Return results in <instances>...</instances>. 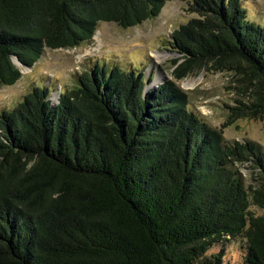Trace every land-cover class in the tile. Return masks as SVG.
I'll use <instances>...</instances> for the list:
<instances>
[{
    "label": "trees",
    "instance_id": "16d2710c",
    "mask_svg": "<svg viewBox=\"0 0 264 264\" xmlns=\"http://www.w3.org/2000/svg\"><path fill=\"white\" fill-rule=\"evenodd\" d=\"M173 1L202 19L172 35V81L146 92L144 73L93 64L56 106L38 86L0 112V264H213L207 253L233 239L243 264H264V153L227 144L178 84L235 72L252 101L233 120L264 111V26L242 0H0V88L22 78L16 61L32 68ZM247 164L248 187L235 168Z\"/></svg>",
    "mask_w": 264,
    "mask_h": 264
},
{
    "label": "rangeland",
    "instance_id": "374dc122",
    "mask_svg": "<svg viewBox=\"0 0 264 264\" xmlns=\"http://www.w3.org/2000/svg\"><path fill=\"white\" fill-rule=\"evenodd\" d=\"M242 7L250 21L264 26V0H242ZM194 18L202 19L200 13L190 12L188 4L168 2L158 17L134 28L101 23L89 43L74 49H46L31 69L19 65L22 78L14 86L0 88V112L12 111L38 86L51 90L50 102L56 106L55 94L75 87L77 77L93 64L107 63L125 71L134 69L136 74L144 73L147 80H152L148 82L146 92L165 81H172L173 61L181 57L170 48L172 35ZM178 84L189 96V109L209 126L221 130L227 144H256L264 153V111L233 120V108L239 107L237 102L252 101L247 81L235 72L204 69ZM235 168L246 187L252 184L254 171L250 165ZM251 210L263 213L259 208ZM212 255H217L219 262ZM245 255L246 248L241 239L219 243L207 253L213 264H243Z\"/></svg>",
    "mask_w": 264,
    "mask_h": 264
},
{
    "label": "bare ground",
    "instance_id": "6f19581e",
    "mask_svg": "<svg viewBox=\"0 0 264 264\" xmlns=\"http://www.w3.org/2000/svg\"><path fill=\"white\" fill-rule=\"evenodd\" d=\"M58 98H59V93L55 94L54 101H58Z\"/></svg>",
    "mask_w": 264,
    "mask_h": 264
},
{
    "label": "water",
    "instance_id": "95a60500",
    "mask_svg": "<svg viewBox=\"0 0 264 264\" xmlns=\"http://www.w3.org/2000/svg\"><path fill=\"white\" fill-rule=\"evenodd\" d=\"M16 62H18V61H16ZM16 62H15V63H16ZM16 65H18V66L20 65L21 67H23V65H21L19 62H18V64H16ZM25 68H27V69H31V68H28V67H25Z\"/></svg>",
    "mask_w": 264,
    "mask_h": 264
}]
</instances>
